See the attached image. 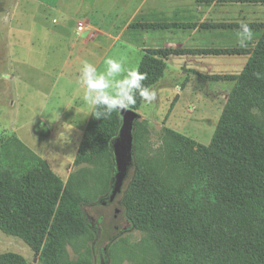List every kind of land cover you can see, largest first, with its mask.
Masks as SVG:
<instances>
[{
  "label": "trees",
  "instance_id": "obj_1",
  "mask_svg": "<svg viewBox=\"0 0 264 264\" xmlns=\"http://www.w3.org/2000/svg\"><path fill=\"white\" fill-rule=\"evenodd\" d=\"M262 26L242 71L222 76L234 84L208 145L167 128L166 160L153 168L139 155L141 125L134 122L132 173L120 204L130 226L147 235L153 264H264V78L255 75H264ZM178 52L145 50L137 66L147 75L144 85L156 83L164 59ZM142 101L137 93L131 110ZM120 124L117 112L88 118L74 163L106 160L91 187L84 171L64 184L19 139L2 141L0 231L24 240L44 264H56L64 244L87 231L83 205L97 193H110L111 144ZM0 264L29 263L6 252Z\"/></svg>",
  "mask_w": 264,
  "mask_h": 264
},
{
  "label": "crops",
  "instance_id": "obj_2",
  "mask_svg": "<svg viewBox=\"0 0 264 264\" xmlns=\"http://www.w3.org/2000/svg\"><path fill=\"white\" fill-rule=\"evenodd\" d=\"M6 1L10 8H0V59L10 63L12 74L19 73L22 87L30 79L64 78L74 85L75 90L67 93V102L61 110H50L47 98L42 100L37 125L41 123L43 133L49 134L62 119L74 124V119L81 118L78 141L92 111L80 106L84 101L77 69L82 61L98 69L118 46L123 63L128 56L133 57L134 64L127 69H137L145 50L172 48L179 52L164 59L162 76L149 87L156 93V100L161 93H168L166 101L172 97L170 105L181 94L227 97L234 82L222 76L242 71L264 25V0ZM241 22L253 30V40L246 48L237 44L236 31ZM78 23L84 25L83 31H77ZM48 50L52 51L49 55ZM35 54L65 66L62 71L56 68L57 71L46 72L40 67L30 68L26 64L34 62ZM19 57L21 65L17 66L15 63L19 61L14 59ZM71 103L75 113L65 118L62 114ZM213 104L214 101L210 105ZM224 104L225 101L222 107ZM194 110L191 103L187 112ZM30 120L28 117L24 121Z\"/></svg>",
  "mask_w": 264,
  "mask_h": 264
},
{
  "label": "rangeland",
  "instance_id": "obj_3",
  "mask_svg": "<svg viewBox=\"0 0 264 264\" xmlns=\"http://www.w3.org/2000/svg\"><path fill=\"white\" fill-rule=\"evenodd\" d=\"M4 6H8L6 0L1 1L0 8H4ZM4 22L7 23V20L4 19ZM50 53L52 51L48 50L47 55ZM119 53L120 48L115 46L107 57L123 60ZM35 57L34 62L26 64L28 67H40L46 72L51 69L57 71L56 68L62 71L65 66L62 62L60 64L50 63L45 60L43 55L35 54ZM124 57L127 56L124 55ZM14 61H19L15 65H21L20 57ZM124 62L125 68L132 67L133 57L128 56ZM10 66V63L0 59V143L15 137L42 158L64 184L71 176L80 175V172L84 171L88 179L86 186H93L100 174L99 169L106 165V160L100 159L93 163L75 165L74 159L82 139L81 137L78 141L81 129L77 126L82 124L81 118L74 119V124H69L62 119L56 124V128L50 129L49 134L43 133L41 123L37 125L39 124L38 111L42 108V100L47 98L50 110H61L67 102V93L75 90L74 85L64 78H59L56 81L30 79L22 87L19 73L12 74L9 70ZM104 67L103 62L98 71ZM165 94L161 93L158 100L151 105H145L143 101L139 109L140 112L137 111L139 115L136 121L141 125V129L139 128L137 133L139 155L149 161L153 168L157 160L159 163L166 160L168 150L164 141L167 128L192 138L196 143L208 145L217 125L222 104L227 98L224 95L204 97L181 94L178 101L170 105L172 102L169 100L172 97L166 101L168 93ZM213 101L214 104L210 105ZM191 103L195 110L188 113L187 108L191 106ZM70 106L62 114L63 117L74 115L73 103ZM80 106L83 110L88 109L85 102ZM76 115L78 116V112ZM28 117L34 121L25 122L24 120ZM131 173L132 167H129L122 183V189L126 186ZM158 173L160 172L158 171ZM83 194L85 195V193ZM108 195L109 192L97 193L83 205L89 225L87 231L81 232L64 244L56 264L154 263L151 259V249L146 250L149 244L147 235L137 228H132L125 217L120 204L121 194H116L111 201L108 200ZM6 252L23 256L29 264H44L40 253L35 252L28 243L17 236L0 231V253Z\"/></svg>",
  "mask_w": 264,
  "mask_h": 264
},
{
  "label": "clouds",
  "instance_id": "obj_4",
  "mask_svg": "<svg viewBox=\"0 0 264 264\" xmlns=\"http://www.w3.org/2000/svg\"><path fill=\"white\" fill-rule=\"evenodd\" d=\"M237 44L246 48L253 40V30L247 23L241 22L236 31ZM104 70L82 61L77 69L78 83L83 89V101L93 110L89 113L97 119H107L112 113L131 111L137 103V93L145 103L151 105L156 100V93L144 85L147 78L138 69H127L122 60L106 57ZM257 79L264 78L261 73H255Z\"/></svg>",
  "mask_w": 264,
  "mask_h": 264
},
{
  "label": "water",
  "instance_id": "obj_5",
  "mask_svg": "<svg viewBox=\"0 0 264 264\" xmlns=\"http://www.w3.org/2000/svg\"><path fill=\"white\" fill-rule=\"evenodd\" d=\"M121 124L118 134L111 144L114 159V174L112 177L111 190L108 200H112L120 193L127 169L131 166L133 159V127L134 121L138 118V112L131 110L122 113Z\"/></svg>",
  "mask_w": 264,
  "mask_h": 264
},
{
  "label": "built area",
  "instance_id": "obj_6",
  "mask_svg": "<svg viewBox=\"0 0 264 264\" xmlns=\"http://www.w3.org/2000/svg\"><path fill=\"white\" fill-rule=\"evenodd\" d=\"M76 28H77V31H83L84 25L82 23H78Z\"/></svg>",
  "mask_w": 264,
  "mask_h": 264
},
{
  "label": "flooded vegetation",
  "instance_id": "obj_7",
  "mask_svg": "<svg viewBox=\"0 0 264 264\" xmlns=\"http://www.w3.org/2000/svg\"><path fill=\"white\" fill-rule=\"evenodd\" d=\"M111 201V200H110Z\"/></svg>",
  "mask_w": 264,
  "mask_h": 264
}]
</instances>
